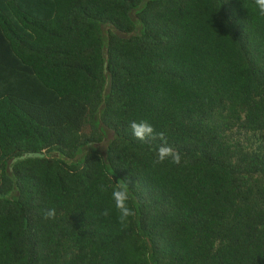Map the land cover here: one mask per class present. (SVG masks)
Wrapping results in <instances>:
<instances>
[{
  "label": "trees",
  "instance_id": "trees-1",
  "mask_svg": "<svg viewBox=\"0 0 264 264\" xmlns=\"http://www.w3.org/2000/svg\"><path fill=\"white\" fill-rule=\"evenodd\" d=\"M0 264H264V0H0Z\"/></svg>",
  "mask_w": 264,
  "mask_h": 264
}]
</instances>
